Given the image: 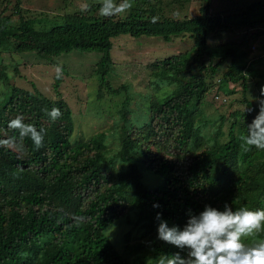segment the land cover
Returning a JSON list of instances; mask_svg holds the SVG:
<instances>
[{
	"label": "trees",
	"instance_id": "16d2710c",
	"mask_svg": "<svg viewBox=\"0 0 264 264\" xmlns=\"http://www.w3.org/2000/svg\"><path fill=\"white\" fill-rule=\"evenodd\" d=\"M190 2L133 0L126 14L109 17L101 16L94 2L47 29L23 15L21 0L13 7L15 20L5 14L7 6L0 9V53L33 51L49 60L71 50L98 51L94 71L101 76L100 90L111 93L124 87L113 88L106 79L112 38L188 36L193 41L189 50L147 63L158 80L155 87L162 82L173 88L149 101V113L139 123H128L129 113L120 109L123 124L113 134L119 144L114 151L106 131L74 136L64 99L10 84L0 69L5 84L0 141H9L0 144V264H155L161 253L176 251L156 238L157 212L169 226H183L189 211L198 213L205 204L264 209V150L245 151L239 138L258 111L247 93L264 86V62L255 67L258 60L250 56L251 42L264 36V0L213 13L205 0L198 14L178 17ZM225 31L241 36L210 41ZM258 47L264 50V42ZM223 64L228 66L216 91L233 93L239 85L244 108L220 114L208 133L203 106ZM246 107L253 111L244 112ZM53 108L61 113L56 119L49 116ZM17 116L44 131L42 147L9 129ZM121 219L129 227L114 241L108 229Z\"/></svg>",
	"mask_w": 264,
	"mask_h": 264
},
{
	"label": "rangeland",
	"instance_id": "374dc122",
	"mask_svg": "<svg viewBox=\"0 0 264 264\" xmlns=\"http://www.w3.org/2000/svg\"><path fill=\"white\" fill-rule=\"evenodd\" d=\"M252 1L254 0H208L211 6L209 12L246 6ZM15 2L16 0H0V9L7 6L5 14H12L13 20L17 18L16 13H13ZM94 2L97 0H21V8L25 17L34 20L36 28L47 29L54 24H62L74 11H81V5ZM116 2L120 3V0H116ZM204 3L205 0H191L189 6L178 11L177 16H194L200 12ZM252 30L255 31V29ZM240 36L239 31H225L211 36L210 41L217 43L225 39L229 40V38L239 40ZM261 41L264 42V36L251 42L250 45L251 59L258 60L253 66L259 68L264 62V50L258 47ZM192 46L193 41L188 36H176L168 41L159 36L132 37L127 34L112 38L110 50L112 63L106 74V79L113 88L124 86L117 93L109 92L106 87L100 90L101 76L94 71L95 63L101 57V53L98 51L71 50L49 60L39 57L33 51L1 52L0 69H3L9 76L10 84L30 91L37 90L52 99H64L72 111L75 123L74 136L86 137L106 131L108 132L106 143L114 151L119 144L118 137L113 134L116 133L118 127L120 130L121 124H123L119 115L120 109H126L129 113L128 123H139L149 113V101L154 96L163 97L164 93L173 88V86H165L162 82H160L159 88L155 87L158 80L151 77L147 63L156 58L161 59L184 52L191 49ZM57 66L63 69L59 78L56 77ZM227 66L228 64H223L218 68L213 80V88L205 97L203 116L207 121V127L204 128V131L208 133L215 129L220 114L227 115L233 110L244 108L241 103L242 89L239 85L233 88V93L216 91L217 80L222 77ZM233 85L231 84V86ZM256 88L255 92L247 93L248 99L254 104H256L255 98L260 97L258 89L261 88L257 85ZM4 89L5 84L0 80V91ZM216 94H218L217 97H215ZM146 176L144 174V177ZM147 180L157 182V179L149 176H147ZM128 227L125 219H121L111 224L108 234L112 240L120 241Z\"/></svg>",
	"mask_w": 264,
	"mask_h": 264
},
{
	"label": "clouds",
	"instance_id": "9594fccd",
	"mask_svg": "<svg viewBox=\"0 0 264 264\" xmlns=\"http://www.w3.org/2000/svg\"><path fill=\"white\" fill-rule=\"evenodd\" d=\"M99 14L104 17L126 14L133 7V0H97ZM90 4L81 5L87 11ZM57 78L63 69L57 66ZM11 75V73H9ZM258 111L247 124L246 132L240 135L245 151L252 148L264 150V86L260 97L255 98ZM246 107L244 112L251 113ZM61 115L53 108L49 116L53 119ZM9 129L18 133L20 139H31L36 149L43 146L44 131L35 125L25 123L22 116L8 122ZM9 141H0L7 144ZM154 208L160 207L158 203ZM157 239L171 245L176 251L161 253L155 264H264V209L248 206H234L225 203L223 208L205 204L198 213L189 211L183 226H169L157 212Z\"/></svg>",
	"mask_w": 264,
	"mask_h": 264
}]
</instances>
